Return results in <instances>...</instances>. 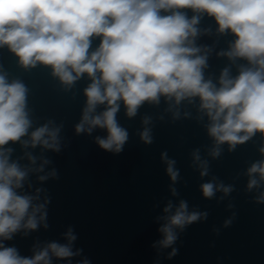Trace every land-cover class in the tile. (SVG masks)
<instances>
[{
	"label": "water",
	"instance_id": "water-1",
	"mask_svg": "<svg viewBox=\"0 0 264 264\" xmlns=\"http://www.w3.org/2000/svg\"><path fill=\"white\" fill-rule=\"evenodd\" d=\"M183 11L189 18L195 14ZM197 28L194 44L207 56L205 79L218 84L225 68L231 76L238 75L247 61L221 54L235 37L220 33L207 14H200ZM99 44L100 37L92 38L90 51ZM0 72L28 90L29 135L4 146L12 149L10 160L27 171L17 191L35 197L33 204H44L46 212L37 229L22 228L9 240L0 238L4 246L30 258L50 243L68 245L71 232L74 255L61 259L50 253L51 264H264V201L260 200L264 182L248 188V169L264 160L260 152L264 136L259 132L230 150L227 143L217 145L208 134L210 121L200 110L198 97L177 105L162 96L159 103L145 102L133 117L127 116L120 102L116 119L128 139L119 153L106 151L97 143V138L107 137L106 129L76 131L86 107L84 90L91 83L86 74L65 85L49 66L22 67L7 46L0 47ZM104 108L98 105L95 114ZM44 125L59 129V151L32 147L30 142L24 146L31 132ZM145 130L150 143L141 138ZM217 147L220 154L214 157L211 153ZM168 161H174L176 181L167 172ZM205 168L207 174L201 175ZM209 182L216 186L211 198L201 189ZM223 187L231 191L225 193ZM181 201L187 203L189 213L206 215L183 229L175 228L177 239L163 247L160 228ZM169 204L172 208L165 213Z\"/></svg>",
	"mask_w": 264,
	"mask_h": 264
},
{
	"label": "clouds",
	"instance_id": "clouds-1",
	"mask_svg": "<svg viewBox=\"0 0 264 264\" xmlns=\"http://www.w3.org/2000/svg\"><path fill=\"white\" fill-rule=\"evenodd\" d=\"M185 9L195 14L189 18ZM200 14L213 17L220 33L230 32L235 37L229 50L221 54L229 60L247 61L235 77L225 68L218 84L205 79L207 56L201 55L194 44ZM94 37H100V44L90 51ZM2 46H7L24 68L37 64L51 67L53 75L65 85H72L85 74L89 77L91 83L84 90L86 107L76 131L106 129L107 137L97 138L106 151L119 153L128 139L127 131L116 119L120 102L127 116L133 117L145 102L159 103L162 96L177 105L198 97L200 110L210 121L208 134L217 145L227 143L233 150L257 132L264 136V0H0ZM27 91L21 81L9 82L0 72L3 240L11 239L22 228L35 230L46 219L44 204L34 205L35 197L18 193L27 171L10 160L12 149L4 147L29 135L32 121L27 111ZM98 105L105 108L95 114ZM58 132V128L50 129L48 125L38 127L31 132L30 141L23 144L27 147L30 142L32 147L41 145L59 151ZM141 138L151 142L148 130ZM260 152L264 153V147ZM211 154L218 156L219 148ZM29 160L35 163V158L30 156ZM167 163V172L176 181L174 161ZM206 174L207 168L201 172ZM248 175L249 189L264 182V160L253 163ZM201 189L205 197L211 198L216 186L209 182ZM223 191L228 193L231 188L223 187ZM260 200L264 201V194ZM171 208L169 204L164 212ZM202 215L206 214L189 213L187 203L181 201L160 228L161 246L175 242V228L183 229ZM67 236L68 245L50 243L30 258L0 243V264H51L50 253L61 259L71 257L74 253L70 243L75 236L71 232Z\"/></svg>",
	"mask_w": 264,
	"mask_h": 264
}]
</instances>
